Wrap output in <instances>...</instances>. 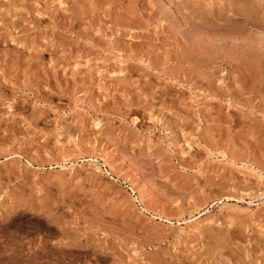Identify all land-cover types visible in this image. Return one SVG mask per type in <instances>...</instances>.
Returning a JSON list of instances; mask_svg holds the SVG:
<instances>
[{
	"label": "rangeland",
	"instance_id": "374dc122",
	"mask_svg": "<svg viewBox=\"0 0 264 264\" xmlns=\"http://www.w3.org/2000/svg\"><path fill=\"white\" fill-rule=\"evenodd\" d=\"M0 264H264V0H0Z\"/></svg>",
	"mask_w": 264,
	"mask_h": 264
},
{
	"label": "bare ground",
	"instance_id": "6f19581e",
	"mask_svg": "<svg viewBox=\"0 0 264 264\" xmlns=\"http://www.w3.org/2000/svg\"><path fill=\"white\" fill-rule=\"evenodd\" d=\"M29 164H31V163H29ZM64 167V166H63Z\"/></svg>",
	"mask_w": 264,
	"mask_h": 264
}]
</instances>
